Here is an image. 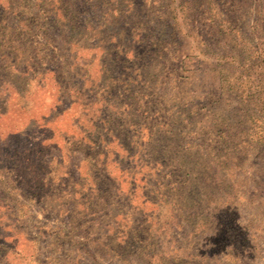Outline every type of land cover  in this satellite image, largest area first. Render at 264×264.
<instances>
[{"label":"rangeland","instance_id":"rangeland-1","mask_svg":"<svg viewBox=\"0 0 264 264\" xmlns=\"http://www.w3.org/2000/svg\"><path fill=\"white\" fill-rule=\"evenodd\" d=\"M0 264H264V0H0Z\"/></svg>","mask_w":264,"mask_h":264}]
</instances>
